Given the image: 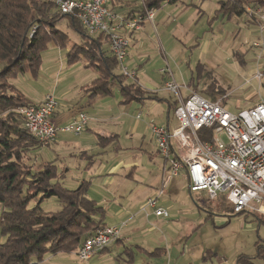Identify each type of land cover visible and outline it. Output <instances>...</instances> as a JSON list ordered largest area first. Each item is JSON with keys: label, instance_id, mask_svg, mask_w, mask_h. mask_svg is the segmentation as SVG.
<instances>
[{"label": "rangeland", "instance_id": "1", "mask_svg": "<svg viewBox=\"0 0 264 264\" xmlns=\"http://www.w3.org/2000/svg\"><path fill=\"white\" fill-rule=\"evenodd\" d=\"M119 3L121 4L119 7L121 12L125 11L128 5H143L142 0H119ZM248 4L246 2L245 6ZM108 5L111 7V2ZM156 9V28L151 29L150 34L147 35L146 46L141 47L139 51V54L143 53L145 59L144 63L142 62L143 64L140 63L142 65L137 66L135 64L131 66L129 64V54L135 48H133L130 39L127 37L129 48L125 65L131 71H136L138 82L146 87L151 85V87H159V89L164 87L165 82L170 79L182 84L183 79L189 81L193 70L196 72L197 65L198 87L205 88L214 84L216 89H236V93L223 100L224 106L229 111L235 113L244 107H248V103L255 100L258 95L264 101V90H260L258 81L252 78L262 63V61L258 62V49L253 46V43L261 38L255 20H252L245 13L233 16L225 15L219 10V0H178L177 3L165 1L162 6ZM120 11H117V13L124 15ZM58 25L70 37L68 46L71 48V52L73 51L76 54L77 51L73 50L74 42L82 41V35L74 31L68 25L66 19ZM57 47L59 46L50 44L42 52V62L38 74L28 71L9 80L21 93L10 88L8 82L3 79L0 81L4 84L3 88L5 87L2 90L6 91L8 89L16 97L18 104L24 100L33 104L40 101L39 99L43 98L44 100L48 95L54 96L57 87L61 91L70 92V95H76L77 98L80 94L77 86L92 77L95 78L99 72L90 67L89 61L84 57L73 64H69L67 48L60 47L62 49H58ZM242 55L245 61H243ZM162 69H169L171 73L163 72ZM117 73H120V69ZM248 79H251L249 84L243 88H238ZM133 81H135L133 78H126V82ZM110 88L113 93L106 95L105 109L107 112L110 111V115L114 118L107 125L110 128L119 130L120 136L117 142L103 153L107 155L100 157V161H103L108 168L109 161L118 156L116 162L124 161L127 166L125 167L126 172L137 164L138 167L135 168L137 169V176L143 180L153 176L150 171L154 168H160L161 173L164 159L157 151L155 140L153 139V142H151L149 139L154 138L149 126L153 123L156 125L165 123L161 110L165 109L168 112L167 105L159 102L157 103L159 105L152 109L149 102L144 106H138L136 102L124 103L122 102L123 96L119 83L116 81ZM258 91H261V94ZM199 93L204 96L207 95L203 90H199ZM162 94L169 96V98L171 96L165 90ZM54 97L56 98V96ZM102 106H104V103ZM19 108H16V111ZM56 109L59 113L69 110V108L61 109V106L56 107ZM158 115H161V118H157ZM132 130L138 131L132 135ZM143 135H146V140L144 148H141ZM119 144L121 145L120 154L112 155L115 153L113 151L115 145ZM70 153L68 155L66 150L59 151L54 144L43 145L30 153V161L35 170L41 169L46 162L58 164L63 159L73 168L77 165L73 163L72 158L74 157ZM58 154L61 158L58 157ZM78 174L79 170L76 167L73 168L72 172L67 175L66 180L64 179V183L72 188L77 187L73 179ZM124 175L125 172L120 171L116 176V180L122 182ZM151 185L153 184L147 181L140 185L143 186L140 192L144 194H141L137 201L141 202L147 196V193L156 187L155 184ZM125 187L129 188V185L127 184ZM93 190L92 187L90 191H87L89 197L93 195ZM199 194L204 196V192ZM41 206L49 212H55L61 208V204L56 197L45 199ZM183 206L188 209V206ZM190 207L197 208V219L200 218L199 214H201L202 220L200 221L202 222H200L195 234L186 240L184 238L183 241L187 247L197 245V252L203 247L208 249V252H211L210 256L208 255L209 264H235L240 254L254 258L257 264H264V257L257 256L258 249L261 247L262 255H264V222L260 223V221H264V218L251 213H243L230 215L229 223H219L214 221L213 218L207 219L206 222L205 219L208 213L202 208V202L197 200V206L192 202ZM188 213L182 215L181 222L177 226V231L180 234L185 233L184 231L187 230L190 221L195 218V216ZM215 214L220 215L218 212ZM227 214L229 215V213ZM139 217H142V215H139ZM146 219L148 220V217ZM146 219L143 216V220L146 221ZM138 222L142 223V221ZM1 240L4 241V237L0 235V242H2ZM124 249L125 246L121 245V252ZM115 251L114 249L104 257L97 256L89 261L79 260L75 252L48 253L45 259L50 264H118V256ZM136 259L137 264H161L163 257L148 256L140 252L136 255Z\"/></svg>", "mask_w": 264, "mask_h": 264}, {"label": "trees", "instance_id": "2", "mask_svg": "<svg viewBox=\"0 0 264 264\" xmlns=\"http://www.w3.org/2000/svg\"><path fill=\"white\" fill-rule=\"evenodd\" d=\"M165 1L144 0L140 12L145 14L159 8ZM246 2L264 7V0H219V10L228 16L241 15ZM64 19L82 35V41L74 42L76 54L68 46L70 37L58 27ZM50 44L69 48V63L84 57L99 70L100 77L90 90L109 94L110 82L117 81L122 86L123 102L156 94L137 82H126L121 70L117 73L119 63L107 36L89 34L76 16L62 13L52 0H0V81L6 80L10 88L19 91L9 80L28 71L38 74L42 52ZM1 83L0 235L4 241L0 242V264H50L46 254L71 253L88 235L106 226L105 209L88 197V182L76 188L66 186V169L55 162L34 169L30 153L43 144L28 132L19 110L16 111L29 103L24 100L18 104L8 89L2 90L5 87ZM206 91L214 100L227 93L224 88L216 89L214 84L207 86ZM175 105L176 100L173 109ZM51 197L59 200L60 210L49 212L42 208L41 203ZM257 254L264 257L262 247ZM125 264H136L133 255L129 254ZM235 264L257 263L254 258L240 254Z\"/></svg>", "mask_w": 264, "mask_h": 264}, {"label": "built area", "instance_id": "3", "mask_svg": "<svg viewBox=\"0 0 264 264\" xmlns=\"http://www.w3.org/2000/svg\"><path fill=\"white\" fill-rule=\"evenodd\" d=\"M52 1L62 13L76 16L89 34L103 33L107 36L122 74L137 80L136 71L125 65L129 48L125 33L139 30L146 20L152 21L154 9L147 10L145 14L139 12L127 16L109 8L108 0ZM142 2L144 4V0ZM248 5L244 6V13L255 20L261 34L253 46L258 49V62L262 63L252 78L264 89V8ZM162 71L171 73L169 69ZM182 88L183 85L173 80L165 84V89L176 99L173 113L178 125L174 128L150 125L164 158V166L161 186L154 196L147 199L143 209L151 207L157 216H170L166 208L158 205L159 198L170 180L186 170L192 193L204 192L212 202L223 198L231 205L234 214L251 213L264 217V101L234 113L224 106L225 97L214 100L196 91L183 96ZM57 105V99L48 95L38 104L19 108L25 128L43 145L53 144L59 132L80 134L89 124V115L80 111L69 123L56 125ZM208 130L211 131L209 134H202ZM122 231L123 224L99 228L85 238L76 249V256L81 261H88L117 242Z\"/></svg>", "mask_w": 264, "mask_h": 264}, {"label": "crops", "instance_id": "4", "mask_svg": "<svg viewBox=\"0 0 264 264\" xmlns=\"http://www.w3.org/2000/svg\"><path fill=\"white\" fill-rule=\"evenodd\" d=\"M110 2L111 7L108 5ZM166 2L177 3L178 0H166ZM107 6L114 11H120L119 7L121 6V4L119 3V0H108ZM141 10V5H128V8L125 11L120 12L121 14L127 16H134ZM155 13L156 12L154 9L153 20H146L139 30L126 31L125 33L126 36L130 39L133 48H135L134 50H132V53L129 54L128 61L131 66L135 64L139 66L140 63H144L145 61L143 53L139 54V51L141 47L143 48L144 46H146V39L148 38L147 35L150 34L151 29L153 27L156 28L157 24L155 25V23L157 21V14ZM57 48L62 49L60 47ZM68 50L69 48L66 49L67 55ZM243 61L245 60L243 59ZM199 63L202 64L200 61ZM89 66L96 69L91 64ZM96 70L99 72L98 69ZM96 76L95 78L92 77L88 81H84L80 83L79 86H77L78 90L80 91V94H78L77 98L76 95H70V92L61 91V89H58V87L56 88V95H54L58 100L57 107L61 106V109L69 108L68 111L64 110L61 113H59L56 109L54 115V121L56 125L63 126L69 123L72 118L80 111L86 112L90 117L89 124L85 131L75 135L66 132H59L56 141L53 143L59 151L66 150L68 152V155L69 152L72 153V156L74 157L72 158L73 163L77 165L75 167L79 170V174L76 175L73 179L74 184H76V186L78 187L82 182H88L89 191L93 187L94 193L92 192V196L94 197L90 196V198L92 197L91 199L96 200L98 204L105 209L106 225L123 224L121 238L114 244L104 249V251H100L92 256L89 260L97 256L104 257V255L110 254L115 249V252L117 253L116 255L118 256V264H125V261L129 260V254L133 255L134 261L136 262V255L140 252L145 253L148 256H162L163 259L161 264H209L208 255L210 256L211 252H208V249H205V247H203L199 252H197V245H191L187 247L186 243L183 241L184 238L186 240L187 238L193 236L199 228L200 222H202L200 221L202 220L201 214H199L200 218L197 219V208L193 209L190 206L192 205V202H194L197 206L198 200L202 202V208H204V210L208 213L207 218L205 219L206 222L207 219L213 218L214 221L219 223H229L231 217L230 215H234L231 205L223 198H219L218 201L212 202L208 200L205 193L204 196L202 194H199L200 192L192 193L189 190V180L186 170H182L178 176L173 177L170 180L168 186L166 187L165 193L159 198L158 201V205L160 207L166 208L168 211H170V216H157L154 213V209L151 207H147L146 210H144L143 208L147 202V199L154 196L157 193L158 188L161 186L163 178L162 166H164V162L161 166V173L160 168H154L152 169V171H150V174H152L153 176H151V178H146L143 180L139 179L137 176V169H135L136 167H138L137 164L132 166V168L126 172V163L124 161L116 162V158L118 157L116 155L120 154V144L115 145V148L113 149L115 153L112 155H115L116 157L114 160L109 161L108 168L103 161H100V157L107 155L103 153L108 150L111 145H114V143L117 142L120 134L118 133L119 130L108 127V122L111 123V120L114 118V116H111V112H107L105 109V101L107 99L106 95H111L113 93L110 86L116 81L110 82L109 94H106L100 90H90L94 84L93 82L100 77V72ZM170 80H167L165 83ZM133 82H137V84L140 85L143 89L148 88L147 90L150 89L149 91L156 92V94H152L154 96H144L139 100H132L124 103L136 102L138 106H144L147 102H149L152 109L156 108L159 105L157 103H164L165 105H167L166 107L168 108V112L165 109L161 110L165 123L160 125H165L170 128L176 127L178 125V122L173 113V105L176 99L171 92L165 89V85L164 87H160L161 89H159V87L153 88L151 87V85H149V87H146L137 80ZM250 82L251 80L249 81L248 79L247 82H244L238 88H243ZM119 85L122 94V86L120 83ZM181 85H183V88L181 89L183 96L189 95L191 91L199 92V90H203V92L207 94L206 96L208 98L212 99L213 97L211 93H208L206 91L207 87H198L197 65L196 72L193 70L189 81L183 79ZM259 89L264 90L260 86ZM164 90L171 94L170 98L169 96L167 97L162 94ZM225 90H227V93L220 98L225 97V99H227L229 95L236 93V89ZM258 93L261 94V91H258ZM259 96L260 95L256 96L257 98L255 100H253L251 103H248V107L258 101L263 100V98ZM39 100L40 101L33 104L42 102L43 98ZM123 100L124 97L122 99V102ZM103 103L104 106H102ZM156 117L161 118V115H158ZM137 131L138 130H132V135H134ZM145 137L146 135H143L141 148H144V142L146 140ZM149 139L151 142H153L154 138ZM173 146L176 147V144H173ZM157 151L158 153H160L159 149ZM58 157L61 158L59 154ZM58 166L66 169L65 180L67 175L72 172L73 168H75H71L64 159L58 163ZM120 171L125 172L122 182H118L116 180V176ZM146 181L151 182V184L153 185L155 184L156 187H154L152 191L147 193V196L142 199L141 202L137 201L140 195L144 194L140 192L141 188L143 187L140 185H143V183H145ZM127 184L129 185V188L125 187V185ZM65 185L69 188H72L67 185V183ZM87 195H89L88 192ZM183 205L188 206V209ZM216 212H218L220 215L215 214ZM226 212L229 213V215ZM187 213L189 215L195 216V218L190 221L187 230L184 231L185 233L180 234L177 231V226L181 222L180 219L182 218V215ZM139 215H142V217H139ZM143 216L145 217V219L146 217H148V220L146 219V221H144ZM138 217L141 220H139ZM138 221H142V223ZM261 222L264 221H260V223ZM132 242H134L135 244ZM121 245L125 246V249L122 252L120 250ZM74 252L76 253V250L71 253Z\"/></svg>", "mask_w": 264, "mask_h": 264}]
</instances>
